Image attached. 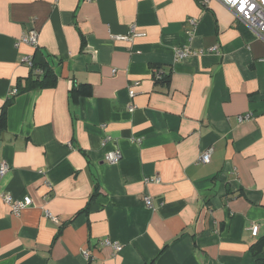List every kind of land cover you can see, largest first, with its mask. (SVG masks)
Masks as SVG:
<instances>
[{
	"label": "crops",
	"instance_id": "1",
	"mask_svg": "<svg viewBox=\"0 0 264 264\" xmlns=\"http://www.w3.org/2000/svg\"><path fill=\"white\" fill-rule=\"evenodd\" d=\"M31 31L58 83L13 95L31 72L36 48L17 46ZM13 97L0 264H256L264 41L219 1L0 0V118ZM1 193L33 205L16 216Z\"/></svg>",
	"mask_w": 264,
	"mask_h": 264
},
{
	"label": "built area",
	"instance_id": "2",
	"mask_svg": "<svg viewBox=\"0 0 264 264\" xmlns=\"http://www.w3.org/2000/svg\"><path fill=\"white\" fill-rule=\"evenodd\" d=\"M221 4H223L234 16L235 18L242 24L246 25L256 37L264 41V0H217ZM133 32L135 34V27H133ZM20 44H26L31 47H38V33L36 31H31L29 34L24 35L18 41L17 46ZM218 47H214L211 50H217ZM190 51H178L177 55L179 58L185 57L189 54ZM25 63H28L30 67H32V56L26 57L24 59ZM155 80H161L164 76L160 72L155 73ZM136 85H139L140 82H136ZM130 97H134L136 92L134 89H131ZM13 95H17V89L13 90ZM134 106L130 108V111H134ZM253 115L251 113H247L245 115L239 116V123H244L249 121ZM122 153L119 149H115L109 153H107L105 160L109 164H117L122 160ZM212 157L211 151L204 152L199 162L202 164H207L210 162ZM9 167L6 164L0 165V180H2L8 173ZM159 177L147 178L145 182L149 183H160ZM2 197L7 205L10 206L11 211L14 215L18 216L21 211L26 208H29L33 205L32 199L30 197H24L22 200L14 199L9 193H1ZM146 205L149 208H152V200L148 197L145 200ZM49 217H52L50 214H47ZM53 218V217H52ZM55 219V218H54ZM259 232V227L254 226L253 235L256 237ZM103 245L112 247L117 253L123 250L122 245L116 242H112L110 240H105ZM87 254L85 253V256Z\"/></svg>",
	"mask_w": 264,
	"mask_h": 264
},
{
	"label": "trees",
	"instance_id": "3",
	"mask_svg": "<svg viewBox=\"0 0 264 264\" xmlns=\"http://www.w3.org/2000/svg\"><path fill=\"white\" fill-rule=\"evenodd\" d=\"M158 84L168 85L169 78L163 77L161 80H156ZM58 76L54 67L48 62L46 55L42 53L38 47L35 50L34 55H32V67L30 75L24 81H20L17 85V95H22L29 91L37 90H47L53 89L57 86ZM15 97L7 101L0 118V128H4L7 119V110L14 103ZM98 187H96L95 194L91 198L98 195ZM264 248V238L259 239L251 247L252 253L256 258V264H264V257L262 256Z\"/></svg>",
	"mask_w": 264,
	"mask_h": 264
}]
</instances>
